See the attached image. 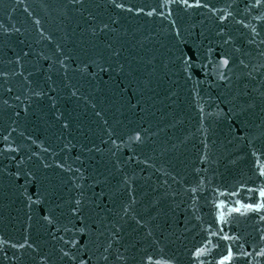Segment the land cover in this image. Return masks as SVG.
Listing matches in <instances>:
<instances>
[{
	"label": "water",
	"instance_id": "obj_1",
	"mask_svg": "<svg viewBox=\"0 0 264 264\" xmlns=\"http://www.w3.org/2000/svg\"><path fill=\"white\" fill-rule=\"evenodd\" d=\"M0 264H264V0H0Z\"/></svg>",
	"mask_w": 264,
	"mask_h": 264
}]
</instances>
